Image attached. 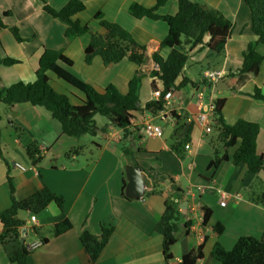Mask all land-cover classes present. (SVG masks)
I'll list each match as a JSON object with an SVG mask.
<instances>
[{"label":"crops","instance_id":"obj_1","mask_svg":"<svg viewBox=\"0 0 264 264\" xmlns=\"http://www.w3.org/2000/svg\"><path fill=\"white\" fill-rule=\"evenodd\" d=\"M69 0H45L53 9H61ZM85 8L76 14L73 20L81 25H88L92 33H103L102 28L93 16L100 12L103 19L115 22L127 30L133 39L145 47V64L137 67L123 60L111 67H104L100 57H94L89 65L85 63L84 50L90 41V35L84 34L74 39H67L63 33L66 25L60 20L53 19L43 11L40 0H0V15L4 12L11 14L3 18L5 28L0 30V56L18 61L9 67L0 65V88L34 80V72L44 49L60 50L72 60V75L91 85L98 93H103L105 87L113 85L120 94L127 91V83L140 70L145 76L143 81L149 88L144 97L141 94L142 82L139 89L140 107L155 98L151 92V71L157 70L152 56L158 53L165 59L170 49L161 48L160 42L165 38L168 27L163 21H153L148 18L135 19L127 13L132 3L145 8H153L154 0H80ZM198 1L219 11L230 22L231 29L224 53L217 56L207 48L202 47L190 52L189 60L183 72L177 78L178 85L183 78L189 79L195 85L187 84L171 93L169 100L172 115L185 117L184 123H192L189 135V149L184 147L180 154L174 153L161 138H147L143 141L140 127L143 122L153 120L151 114L143 111L133 114L127 131L114 128L109 124L98 127L99 134L105 138V143H95L98 152L94 158L76 166L75 156L71 155L70 166L65 163L59 167L51 160H58L66 149L73 147L76 140L61 133L59 123L52 119L43 107L28 103L16 104L8 109L0 104V212L10 205V193L7 185L9 177L14 186V197L22 200L43 187L63 199V211L56 205L50 204L40 213L33 215L23 212L18 217L25 221L26 229L20 236L23 244L31 247L43 239L47 242L33 249L28 257V264H165L162 252V231L158 225L163 213L165 200H173L181 212V222L191 223L188 235L180 233L177 242L171 247L173 261L178 262L182 255L196 246L203 244V258L196 264H220L210 253L213 245L218 242L224 249L227 244L237 241L243 236L259 237L264 229V208L252 202L256 190L264 189V171L258 175L246 172L244 164L233 165L231 157L237 145L228 151L229 160L221 162L216 169L208 170L212 159L213 149L209 145L208 133L192 120L199 113L194 102V94L200 88L197 75L205 72H219L227 87L213 92L214 82L209 90V96L203 100V109L211 104L212 99L224 98L222 108L224 122L233 125L242 119L254 122L259 126L256 139V152L264 155V102L250 97L254 89H259L264 96V60L258 74L244 81L235 80V90L230 86V73H237L241 67L243 53L249 43L256 42L251 32L250 11L244 0H190ZM177 12L176 0H168L158 9L160 15H174ZM15 27L21 39L17 42L10 32ZM33 37V42L30 38ZM208 37L204 38V42ZM256 51L264 57V47L256 44ZM49 84L54 91L65 94L71 104L79 105L84 95L78 90L59 80L52 73L48 75ZM57 82H61L58 85ZM203 81V80H202ZM50 85V86H51ZM63 86L71 92L66 93ZM51 86V87H52ZM156 89L161 90L159 81H155ZM187 90V88H189ZM203 90H207L205 85ZM67 90V89H66ZM192 90V91H191ZM74 96L75 102H71ZM193 98V99H191ZM168 103V104H169ZM169 119V118H168ZM167 119V120H168ZM172 130L175 128V118L169 119ZM96 122V120H95ZM15 125L20 136L13 130ZM211 126V125H210ZM112 133V136H110ZM145 142V143H144ZM36 143L42 156L37 166H32L26 156L25 149ZM129 147L138 152L134 155L143 173L145 185L148 181L142 162H156L163 169L154 170L165 175L157 191L161 194L143 196L138 200H128L121 196L123 183L126 184L125 167L131 166L130 160L124 157L122 148ZM51 148L55 149L51 153ZM93 157V155H92ZM14 163L25 167L22 171L14 167ZM202 190H199V189ZM216 189L230 195L225 206L219 205ZM150 189H146L148 191ZM238 195V199L233 196ZM211 210V215L202 225V210ZM68 219L72 229L60 236L53 237L51 226ZM113 220V233L95 263L87 261L84 255L79 235L87 231L93 235L100 233V223ZM223 227L221 234L214 230L216 224ZM2 225L0 224V233ZM182 232V231H181ZM227 232L232 237H224ZM40 233H42L40 235ZM228 233V234H229ZM31 236L35 238L31 239ZM30 238V239H29ZM179 248V249H178ZM0 264H14L8 260V253L0 243Z\"/></svg>","mask_w":264,"mask_h":264},{"label":"trees","instance_id":"obj_2","mask_svg":"<svg viewBox=\"0 0 264 264\" xmlns=\"http://www.w3.org/2000/svg\"><path fill=\"white\" fill-rule=\"evenodd\" d=\"M40 1L43 3V11L47 15L66 25L65 38L71 40L84 34L90 35V41L84 50L87 65L94 57H100L104 67H111L123 60H127L137 67L145 64V47L138 44L132 35L119 24L104 20L102 13L98 12L93 16V20L97 21L103 30V33L96 34L91 32L88 25H81L73 20V17L85 8L80 0H69L59 10L50 7L45 0ZM154 1L153 8H145L137 3H132L127 9V13L135 19L148 18L153 21H163L168 27L165 38L160 42L161 48L170 49L168 56L165 59L158 53H154L152 56L158 69L150 73L152 78L150 88L153 95L158 94L157 99L148 101L143 108L140 107L139 89L142 78L145 76L140 70H136L134 76L128 81L125 94H120L113 85L105 87L103 93H98L91 85L81 81L64 68L71 67L73 62L62 51L44 49L34 72V80L29 83L18 82L0 88V104L5 105L8 111L16 104L24 103L43 107L49 112L51 118L59 123L61 133L75 139L97 135L99 129L94 120L96 115L106 118L110 126L126 132L133 114H141L145 111L155 115L162 111L165 106L163 97L166 93H173L187 84L195 85L185 78L178 85L175 84L189 60L190 52L205 47L211 53L221 56L230 34L231 24L219 11L198 1L176 0L177 12L174 15L158 14V9L164 6L168 0ZM244 3L250 11L251 32L256 37V42L247 45L243 53L241 67L237 73L227 75L232 90H235L236 79L244 81L254 78L264 60V57L255 48L256 44L264 46V0H244ZM10 14V12H4L0 15V30L5 28L3 18ZM10 32L17 42L21 41L15 27L10 28ZM205 37H208L207 42H204ZM17 63L18 61L15 59L0 56V65L2 66L9 67ZM49 73L81 92L85 97L83 102L73 105L65 94L55 92L49 84ZM155 81L161 83V90L156 89ZM202 83L208 88H211L213 84L207 79H203ZM250 97L264 102V96L257 88L254 89ZM224 103V98L212 99L211 118L217 135L215 139H210L208 142L213 149V155L207 169L214 170L221 162L228 161V151L237 145L231 157V163L233 165L244 164L247 173L258 175L264 171V155L256 152L259 126L254 122L242 119L237 120L233 125L226 124L222 116ZM173 116L175 118L173 135L176 140L169 148L174 153L180 154L182 148L189 141L192 123L186 125L185 117L177 116L175 113ZM13 128L19 131L15 125ZM121 150L124 157L130 160L131 166H138L134 159L138 150L133 151L129 147ZM25 153L32 166H37L42 160L36 143L27 146ZM80 153L81 147L79 146L77 149L67 151L65 157L69 158L71 155L76 156ZM0 158H2L1 147ZM146 174L148 177L146 187L150 190L145 192V196L161 194L157 188L166 178L165 175L152 169L146 171ZM7 185L10 193V205L0 212V224L2 225L0 243L7 251L10 263L28 264V257L33 249L26 247L20 241L19 229L25 226V221L18 215L23 212L36 215L50 204L56 205L60 211H63V199L49 188L43 187L30 196L17 200L14 197V186L9 177H7ZM124 188L125 183L121 188V196L126 199ZM251 200L254 204L264 207V193L254 194ZM163 207L158 225L162 231L161 252L165 264H196L200 262L203 258V244L182 255L178 262L173 261L170 249L177 242L181 231L183 235H188L191 223L189 221L181 222V212L173 200H165ZM201 210L202 225H206L211 210L205 207H201ZM71 229L72 224L65 218L51 226V234L53 237H57ZM113 230V220L109 219L100 223L98 235L87 231H83L79 235L80 245L88 262L95 263L98 260ZM214 230L217 234H221L223 227L218 223L214 226ZM46 242L47 240L43 239L41 245ZM210 255L220 264H264V229L259 238L252 236L238 238L231 250H225L216 242Z\"/></svg>","mask_w":264,"mask_h":264},{"label":"rangeland","instance_id":"obj_3","mask_svg":"<svg viewBox=\"0 0 264 264\" xmlns=\"http://www.w3.org/2000/svg\"><path fill=\"white\" fill-rule=\"evenodd\" d=\"M63 35H64V33H63ZM33 40H34V38L33 37H31L30 38V42H33ZM264 47V46H263ZM54 50V49H53ZM68 72H70L71 74H72V68L71 67H64ZM50 74V73H49ZM48 74V75H49ZM197 78H198V84L200 85V88L198 89V91L194 94V102L196 101V99H197V94L199 93V94H201V96H202V98H203V100H204V98H206V97H208L209 96V90L207 89L208 87L207 86H205V88L207 89V90H203V86H204V84L202 83V80L204 79L203 78V76H202V73H199L198 75H197ZM143 79V78H142ZM142 82V88H141V94H142V96H146L148 93H149V88L147 87V85H146V82L145 81H141ZM55 83H57L58 85H61L60 83L61 82H57V81H55ZM50 85H51V83H50ZM52 86V85H51ZM52 88H53V86H52ZM62 88H64V90L66 91V93H69V92H71V90H69V88H66V86H63L62 85ZM67 89V90H66ZM188 89H190V87L189 88H187V90ZM192 91V90H191ZM56 92V91H55ZM57 93H58V91H57ZM191 99H193V98H191ZM73 100L75 101V102H77V100H75L74 99V96H71V102H73ZM2 105V104H1ZM5 106V105H4ZM6 107V106H5ZM170 107V103H169V105H168V107L167 108H169ZM7 108V107H6ZM94 120H96V125L99 127V128H101V126H104V125H106V124H108V122H107V119L106 118H104V117H102V116H99V115H96L95 117H94ZM152 122L154 123V124H156V125H158V126H160V128H161V130H162V133H163V135H162V139L163 140H165V143L167 144V145H170V142H172V140H173V137L171 136L172 135V126H171V124H170V120L168 119H166V120H161L160 119V116H157V117H154L153 118V120H152ZM210 132H209V134H207L208 136L206 137V139H208V141L210 140V139H215L216 138V135H217V133L215 132V130H214V126H213V122H212V118L210 119ZM13 130L15 131V133H16V135H18V136H20V134H21V131H17V130H15L14 128H13ZM71 139H73V140H76L77 142H76V144L73 146V147H70V148H68V149H66L65 151H64V153H63V156H60L59 157V159L58 160H51L52 162V164H54L55 166H57V167H59L61 164H64L63 162H66L65 163V165L66 166H70V161L72 162V159L69 157H65V154H66V152L67 151H70V150H73V149H77L79 146L81 147V153L80 154H78V155H76L75 156V158H76V161H75V165L76 166H82L83 164H82V162L83 161H85V162H87L89 159H92V158H94V156L96 155V153L98 152V149L95 147V143H99L100 145L102 144H104L105 143V138H104V136L102 135V134H99L97 137L96 136H94V137H90V136H84V137H82V138H79V139H75V138H71ZM149 139H147V138H143V141H148ZM107 142V141H106ZM145 143V142H144ZM51 153L54 151L55 152V149L54 148H51ZM67 155V154H66ZM92 155H93V157H92ZM85 162H83V163H85ZM142 166L144 167V168H152V169H154V170H161V171H163V169L158 165V163H156V162H154L153 161V163H148V162H142ZM256 192V194H261V193H264V189H258V190H256L255 191ZM264 208V207H263ZM229 232H227V234L224 236V237H232L231 235H230V233L228 234ZM42 233H40V235H41ZM181 234H182V236H185V235H183V233L181 232ZM43 235V234H42ZM260 237V236H259ZM259 237H256V238H259ZM33 238H35V236H31V239H33ZM30 239V238H29ZM231 239V244L229 243V244H227L226 245V249L225 250H231L232 249V247L234 246V243H233V241H232V238H230ZM179 249V248H178Z\"/></svg>","mask_w":264,"mask_h":264},{"label":"built area","instance_id":"obj_4","mask_svg":"<svg viewBox=\"0 0 264 264\" xmlns=\"http://www.w3.org/2000/svg\"><path fill=\"white\" fill-rule=\"evenodd\" d=\"M221 77V74L219 72H205L203 74V78L207 79L211 82H215L217 79ZM155 96L154 99L158 98V94H154ZM172 95L171 93H166L163 97V100L165 101V106L162 111H159L157 114L152 115L153 117L160 116L161 120H166V119H173L172 115V110H170L168 107L169 100L171 99ZM196 107L199 109V113L194 117L192 120L195 124L199 125L200 127L204 128V132L208 133L210 130V119L212 117L213 113V105L212 102L209 104L205 109H203V98L201 94H197V99H196ZM153 119V118H152ZM140 133L143 135L145 138H154V139H159L162 137L163 133L160 128V126L154 124L151 120H147L142 123L140 127ZM110 136H112V133H110ZM185 149H189V145L184 146ZM14 167H17L18 169L24 171L25 167L21 164L14 163ZM199 190H202L201 188ZM216 193L219 196V205L220 206H225L226 205V200L230 198V195L224 191H221L220 189H216ZM234 198L238 199V195L233 196ZM41 245L40 243H37L36 245L31 246V249H35Z\"/></svg>","mask_w":264,"mask_h":264},{"label":"water","instance_id":"obj_5","mask_svg":"<svg viewBox=\"0 0 264 264\" xmlns=\"http://www.w3.org/2000/svg\"><path fill=\"white\" fill-rule=\"evenodd\" d=\"M224 78L220 77L214 82L213 92L215 93L218 90H222L225 87L224 85ZM125 177H126V184L124 188V196L128 200H138L143 198L145 194V190L147 189L145 185V173L137 166H126L125 167ZM20 234L22 235L26 232L25 228L19 229ZM21 242H23V238H21Z\"/></svg>","mask_w":264,"mask_h":264}]
</instances>
